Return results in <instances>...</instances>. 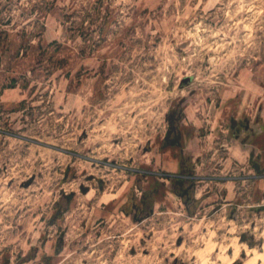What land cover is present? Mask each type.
<instances>
[{"label":"rangeland","instance_id":"obj_1","mask_svg":"<svg viewBox=\"0 0 264 264\" xmlns=\"http://www.w3.org/2000/svg\"><path fill=\"white\" fill-rule=\"evenodd\" d=\"M0 264H264V0H0Z\"/></svg>","mask_w":264,"mask_h":264},{"label":"flooded vegetation","instance_id":"obj_2","mask_svg":"<svg viewBox=\"0 0 264 264\" xmlns=\"http://www.w3.org/2000/svg\"><path fill=\"white\" fill-rule=\"evenodd\" d=\"M168 137V136H167ZM167 137H166V139H165V141H164V143L166 144V145H168L169 143H172L173 142V140H170V137L167 139Z\"/></svg>","mask_w":264,"mask_h":264}]
</instances>
